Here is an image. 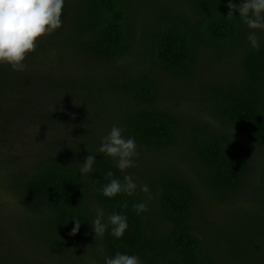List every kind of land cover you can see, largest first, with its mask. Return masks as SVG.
<instances>
[{
	"label": "trees",
	"instance_id": "trees-1",
	"mask_svg": "<svg viewBox=\"0 0 264 264\" xmlns=\"http://www.w3.org/2000/svg\"><path fill=\"white\" fill-rule=\"evenodd\" d=\"M169 1L65 0L61 19L69 26L38 40L26 56L25 71L0 64V114L9 120L65 122L43 107L45 101L70 95L105 108L116 102L113 111L97 106V112L107 111L103 122L122 127L125 136H134L137 145L165 161L162 168L143 172L148 199L139 189L132 196H103L99 189L108 182L107 172L120 179L125 174L103 154H97L89 177L79 175L80 163L96 154L102 137V131L98 138L86 125L70 144L56 143L27 167L12 169L9 187L26 211L23 224L30 233L54 250L70 252L79 264L93 259L103 264L116 251L136 254L143 264H264V158L255 165L243 144L244 139L264 150V32L257 30L261 43L256 50L238 11L227 16V0H184L178 7ZM50 51L58 65L40 68L37 58ZM78 55L102 63L124 58V66L110 74L96 66V75L76 78L63 72L62 61L68 59L71 69H77ZM204 55L218 63L236 58L237 71L228 83L208 91L205 108L222 130L212 123L187 124L155 103L160 81L196 78ZM179 145L188 147L187 159L197 163L194 180L179 177L169 165L170 153ZM131 169L127 173L133 176ZM199 190L210 195L208 202L228 206V219L212 217ZM239 196L251 205L234 213ZM141 201L147 211L137 215L133 204ZM94 206L106 214L127 215L129 227L122 238L107 231L94 238ZM73 218L81 225L70 235Z\"/></svg>",
	"mask_w": 264,
	"mask_h": 264
},
{
	"label": "rangeland",
	"instance_id": "rangeland-1",
	"mask_svg": "<svg viewBox=\"0 0 264 264\" xmlns=\"http://www.w3.org/2000/svg\"><path fill=\"white\" fill-rule=\"evenodd\" d=\"M160 1L164 2L166 0ZM181 1L184 0H171L169 3L174 7H178ZM66 26H69L68 21H65L57 30L61 31ZM50 34H45L38 40H46L50 37ZM56 57L55 51H50L46 55L39 56L36 63L39 64L40 68L49 70L53 65H58L59 61H56ZM67 57H70V55L68 54ZM76 61L80 62V67L77 69H71L73 63L68 59L62 61L64 65L63 72L81 78L85 77L87 73L96 75L97 73L94 71L96 66L98 70H104L105 74L113 73L124 66V58L102 63L94 57L79 56ZM89 62L94 63L90 65ZM85 63L87 64L86 67H84ZM58 71L60 72V69ZM236 71L235 56L231 57L228 62L221 59L218 63L204 55L200 59L196 78H165L160 81L162 91L155 99V103L182 118L187 124L202 122L210 125L212 123L213 129L222 130L209 116L205 108L210 98L208 91L216 86L227 84L231 75L235 74ZM54 92L58 93L57 96H59L58 90ZM15 96L12 97L14 100ZM115 103H109L108 107L105 108V106H100L99 103L86 101L82 96L75 98L73 95L68 96L65 100L54 101V103L45 101L43 108L55 111V114L59 116L61 114L62 118L66 120L54 124L44 120L29 122V120L23 118L9 120V118L2 117L0 114V260L10 264H79L78 259L70 252H60L54 250V247H48L34 234L30 233V229L25 227L23 222L25 223L26 211L19 204L18 196L10 189L7 175L12 169L27 167L41 152L48 153V150L54 148L56 143L58 146L70 144L76 136V131L81 130V125L93 128L89 130H91L92 135L98 138H100L98 131H102V136L105 135L112 126L111 123L106 124L107 120L103 122V115L104 113L106 115L107 111L97 112L96 108L99 106L100 111L111 108V111H113ZM13 104L10 105L13 106ZM37 112L40 113V110ZM108 126L110 127L107 128ZM243 144L247 151L251 153L254 164H259L260 160L264 158V150L257 148L244 139ZM175 147L170 153L171 157H169V165L172 167V171H175L179 177L194 180L191 172H193L192 169L197 166V163H192L187 159L188 147L183 145ZM170 149L171 147L166 150L170 151ZM137 151L139 155L134 157L137 164L131 170L137 183V189L140 190V185L146 184L144 173L147 174L153 166L162 168L165 161L157 158L155 151L140 145H137ZM141 193L145 199H148L149 193L142 191ZM208 196H210L208 193L199 190L200 201L205 203L209 214L217 219H228L230 213L228 206L215 203V201L208 202ZM233 205L232 212L235 213L236 210L245 211L251 203L239 196ZM97 207L100 206L95 208ZM80 264L90 263L85 261Z\"/></svg>",
	"mask_w": 264,
	"mask_h": 264
},
{
	"label": "clouds",
	"instance_id": "clouds-1",
	"mask_svg": "<svg viewBox=\"0 0 264 264\" xmlns=\"http://www.w3.org/2000/svg\"><path fill=\"white\" fill-rule=\"evenodd\" d=\"M65 0H0V64H8L13 71H25L26 56L36 50L38 38L50 34L62 26V11ZM229 12L227 16H237L232 10H237L240 21L249 29L247 41L253 49L260 48V37L257 30L264 32V0H240L234 3L227 0ZM124 130L118 125L101 137L96 154L90 153L80 163L78 173L89 177L94 171L97 154H103L115 161V167L125 173L123 179L115 176L109 170L106 174L108 182L103 184L99 191L103 196L112 198L117 194L132 196L137 191V183L127 169L135 167L138 156L137 142L134 136H125ZM140 191L148 193L149 185H140ZM122 207H127L125 202ZM137 215L147 211V205L143 201L133 204ZM74 226L70 235H75L81 225V221L73 218ZM94 238L103 237L105 232L117 239L124 236L128 229V217L120 212L106 214L101 207L95 208V216L91 223ZM90 264H96L93 259ZM103 264H143L136 254L116 251L113 255H106Z\"/></svg>",
	"mask_w": 264,
	"mask_h": 264
}]
</instances>
